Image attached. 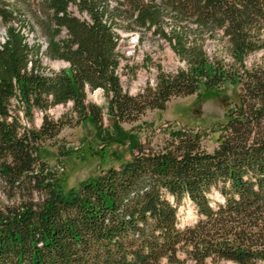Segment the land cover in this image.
<instances>
[{
    "label": "trees",
    "instance_id": "trees-1",
    "mask_svg": "<svg viewBox=\"0 0 264 264\" xmlns=\"http://www.w3.org/2000/svg\"><path fill=\"white\" fill-rule=\"evenodd\" d=\"M45 2L53 33L45 54L67 67L46 72L22 25H8L0 42V264H264V71L244 64L264 48V0ZM123 22L152 27L185 67L159 71L153 86L130 95L117 74ZM219 30L229 63L205 49ZM225 81L241 90L210 152L199 132L182 128L161 146L133 138L129 158L66 190L41 154L65 125L89 122L103 140L127 139L122 122ZM94 89L105 94L111 128L102 126V108L86 102ZM13 98L27 121L42 113L38 128L20 122ZM67 103V117L46 112ZM185 198L197 217L179 227Z\"/></svg>",
    "mask_w": 264,
    "mask_h": 264
},
{
    "label": "rangeland",
    "instance_id": "rangeland-1",
    "mask_svg": "<svg viewBox=\"0 0 264 264\" xmlns=\"http://www.w3.org/2000/svg\"><path fill=\"white\" fill-rule=\"evenodd\" d=\"M71 10L76 13L74 6H71ZM48 13L45 0H0V42L6 36L5 30L8 25H22V32L27 41L30 44H38L40 64L46 72L68 66L65 61L50 59L45 54L49 35H53ZM165 19L167 30L172 20L168 17ZM115 31L119 33L117 46L120 53L117 74L123 89L130 95L140 92L148 85L153 86L159 71L174 73L177 69L185 67V62L175 54L167 40L154 32L152 27L146 30H127L123 22L122 28L116 27ZM217 32L215 37H206L205 49L208 54L215 53L218 58H223L229 63L232 60L228 56L227 43L221 36L222 31ZM63 36L65 31L61 29L55 39ZM245 58L244 64L249 71H264V48L253 51ZM240 90V83L225 81L215 88L200 87L191 95L171 97L163 110L148 108L134 122H122L121 126L128 136L123 140H103L98 135L95 125L89 122L65 125L54 140L45 142L41 154L47 163L57 170L61 188L66 190L109 166L117 167L121 161L129 158L131 152L129 144L133 138L151 146H161L169 137L170 131L182 128L199 132L202 146L210 152L217 144L222 125L227 121L228 111L238 101ZM87 92L86 102L102 108L103 128H111L104 92L101 89ZM10 108L18 113L22 124L36 128L40 126L42 113L39 110H34L31 120L27 121L14 98L11 100ZM70 109V103L58 104L46 112L49 117L57 119L62 115L65 117L70 115ZM211 197L221 199L215 190ZM0 198L4 200L1 190ZM177 210L179 227L196 220V211L187 198L181 201ZM206 264L236 263L229 260H207Z\"/></svg>",
    "mask_w": 264,
    "mask_h": 264
}]
</instances>
